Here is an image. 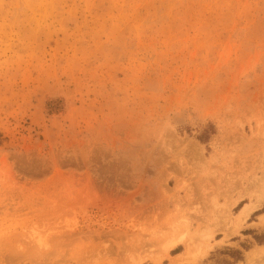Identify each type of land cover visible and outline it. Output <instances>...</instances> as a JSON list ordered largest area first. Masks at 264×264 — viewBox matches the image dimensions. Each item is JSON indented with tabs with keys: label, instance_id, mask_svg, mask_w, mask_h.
I'll list each match as a JSON object with an SVG mask.
<instances>
[{
	"label": "rangeland",
	"instance_id": "374dc122",
	"mask_svg": "<svg viewBox=\"0 0 264 264\" xmlns=\"http://www.w3.org/2000/svg\"><path fill=\"white\" fill-rule=\"evenodd\" d=\"M263 218L264 0H0V264H264Z\"/></svg>",
	"mask_w": 264,
	"mask_h": 264
},
{
	"label": "bare ground",
	"instance_id": "6f19581e",
	"mask_svg": "<svg viewBox=\"0 0 264 264\" xmlns=\"http://www.w3.org/2000/svg\"><path fill=\"white\" fill-rule=\"evenodd\" d=\"M262 197H260L259 199H258V201H260V199H261ZM256 205L257 204H247L246 206H244L242 209H241V211L239 212V214H238V219L240 220V222L241 221H244L248 216H249V214L251 213V211L256 207ZM263 222H264V218H263V220H262ZM184 254H186V253H184ZM184 254H181L180 255V257H178L177 259H176V261L177 262H179V261H183L184 260ZM252 258H251V260L253 261V262H255L256 260H258L257 258H264V246H261V247H258L257 249H255V250H253V252H252Z\"/></svg>",
	"mask_w": 264,
	"mask_h": 264
},
{
	"label": "trees",
	"instance_id": "16d2710c",
	"mask_svg": "<svg viewBox=\"0 0 264 264\" xmlns=\"http://www.w3.org/2000/svg\"><path fill=\"white\" fill-rule=\"evenodd\" d=\"M257 240H258L261 244H264V237H258ZM237 259H238V260H239V259H242V257L239 256Z\"/></svg>",
	"mask_w": 264,
	"mask_h": 264
}]
</instances>
